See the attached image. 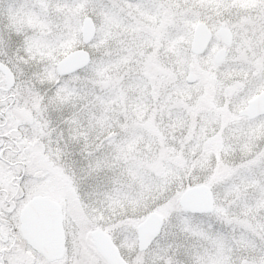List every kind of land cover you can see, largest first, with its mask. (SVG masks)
<instances>
[{
    "label": "snow or ice",
    "instance_id": "6c2138e0",
    "mask_svg": "<svg viewBox=\"0 0 264 264\" xmlns=\"http://www.w3.org/2000/svg\"><path fill=\"white\" fill-rule=\"evenodd\" d=\"M0 264H264V0H0Z\"/></svg>",
    "mask_w": 264,
    "mask_h": 264
}]
</instances>
